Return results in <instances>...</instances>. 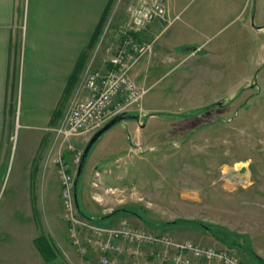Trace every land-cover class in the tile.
Here are the masks:
<instances>
[{"label":"rangeland","instance_id":"1","mask_svg":"<svg viewBox=\"0 0 264 264\" xmlns=\"http://www.w3.org/2000/svg\"><path fill=\"white\" fill-rule=\"evenodd\" d=\"M160 1L163 15L140 29L130 22L133 0H109L90 45L79 56V69L93 47L105 61L124 34H131L136 44L149 45L138 61L151 59L150 76L155 78V73L168 70L157 61V47L166 46L180 58L194 55L150 89L134 79L135 63L130 75L142 96L126 111L142 114L143 130L134 135V120H126L93 145L78 182L79 207L103 227L141 228L226 250L241 264H264V29H257L264 27V0ZM154 22L159 33L140 42ZM186 43L203 47L187 52L182 47ZM21 46L14 49L15 72ZM91 66L77 74L75 100L85 97L84 79L99 69ZM218 102L223 105L187 118L157 116L190 114ZM64 103L63 98L59 107ZM72 103L67 102L61 121ZM9 107L13 110L14 105ZM151 113L156 116L148 120ZM90 137L81 139L79 149ZM105 216L110 217L102 220ZM67 233L65 224L55 242L49 240L57 256L50 263L43 259L44 264H87L93 258L80 257Z\"/></svg>","mask_w":264,"mask_h":264},{"label":"crops","instance_id":"2","mask_svg":"<svg viewBox=\"0 0 264 264\" xmlns=\"http://www.w3.org/2000/svg\"><path fill=\"white\" fill-rule=\"evenodd\" d=\"M108 1L0 0V264H44L36 240L43 237L55 242L53 238L65 229L55 160L60 152L71 164L72 154L58 148L53 129L60 124L67 102L79 98V87L67 92L69 78L73 72L79 73V56L90 45ZM155 31L159 33L154 22L139 41L144 43L145 35ZM20 42L22 53L15 72L14 49H19ZM182 45L187 52L203 47V43L197 48L192 43ZM157 48V61L168 70L153 78L148 66L151 59H140L132 75L141 88L150 89L194 56L182 53L180 58L166 46ZM109 57L100 61L93 47L80 71L91 69V64L104 70ZM63 98L66 104L59 107ZM133 114L139 115L137 111ZM139 116L132 125L136 136L143 130L144 119ZM81 141L74 138L71 142L79 148ZM131 142L129 138V147ZM74 169L71 165L70 171ZM148 264L163 263L148 258Z\"/></svg>","mask_w":264,"mask_h":264},{"label":"built area","instance_id":"3","mask_svg":"<svg viewBox=\"0 0 264 264\" xmlns=\"http://www.w3.org/2000/svg\"><path fill=\"white\" fill-rule=\"evenodd\" d=\"M133 1L128 9L133 27L141 29L164 13L160 0ZM148 49L149 45L136 44L131 34H124L116 52L107 60L108 67L86 76L85 97L73 101L64 119L53 129L58 148L72 154L71 164L60 152L55 160L60 184V217L68 226V238L80 257H93L94 261L86 260L87 264H148V258L163 264H241L226 250L218 251L125 225L103 227L77 210L73 192L75 174L70 169L71 165L77 168L83 150L71 141L90 137L114 116L127 113L126 109L140 100L142 92L130 73ZM110 51L112 48L108 47L107 52Z\"/></svg>","mask_w":264,"mask_h":264},{"label":"water","instance_id":"4","mask_svg":"<svg viewBox=\"0 0 264 264\" xmlns=\"http://www.w3.org/2000/svg\"><path fill=\"white\" fill-rule=\"evenodd\" d=\"M257 29L258 30H263L264 27H258ZM221 105H223L222 102L215 103L212 106H209V107H206L204 109L197 110V111H195L193 113H190V117L194 116V115H198V114H200L201 112H203L205 110L211 109L213 107L221 106ZM154 116H156V115L155 114L148 115V117H154ZM157 116H165V117L173 118V119L179 118L178 116H173V115H169V114H158ZM126 120L139 121L140 120V116L139 115H133V114H119V115L114 116L102 128H100L98 131H96L91 136V138L87 142L86 146L84 147V150H83V153H82V156H81V159L79 161V164H78V167H77V171H76V174H75L74 183H73V192H74L75 205L77 207L78 212L84 217H86V216L81 211V209L79 207V204H78L77 187H78L79 179H80V177H81V175L83 173V169H84L86 160L88 158V155L90 153V150L93 147V145L98 141V139L100 137H102L108 130H110L116 124H118L120 122H123V121H126ZM245 172H246L245 168H242L240 170L241 174H244ZM234 173H235V171H234ZM108 217H110V216H105V217L102 218V220L103 219H107Z\"/></svg>","mask_w":264,"mask_h":264},{"label":"trees","instance_id":"5","mask_svg":"<svg viewBox=\"0 0 264 264\" xmlns=\"http://www.w3.org/2000/svg\"><path fill=\"white\" fill-rule=\"evenodd\" d=\"M80 70V69H79ZM77 74L78 72L76 73H73L69 79V85H68V88H67V92L71 90L72 86L76 83L77 81ZM179 118H187V117H190V114H182L181 116H178ZM119 211H116L114 212L113 214H111L110 216L112 215H115L117 214ZM129 213L133 214L132 212L129 211ZM85 215V214H84ZM88 219H90L89 216L85 215ZM99 224V223H98ZM220 231H215L213 232L214 236L215 234L219 233ZM216 237V236H215ZM36 246H37V249L38 251L40 252V254L42 255L43 259L47 262V263H50L52 262L53 260H55L56 256H57V253L55 252V249L54 247L51 245V243L46 240L45 238L43 237H40L36 240Z\"/></svg>","mask_w":264,"mask_h":264},{"label":"bare ground","instance_id":"6","mask_svg":"<svg viewBox=\"0 0 264 264\" xmlns=\"http://www.w3.org/2000/svg\"><path fill=\"white\" fill-rule=\"evenodd\" d=\"M234 171H235V169H232L230 172H231L232 174H235V173H236V171H235V173H234ZM232 174H230V175H232ZM246 175H247V174H245V176H244V177H246Z\"/></svg>","mask_w":264,"mask_h":264}]
</instances>
